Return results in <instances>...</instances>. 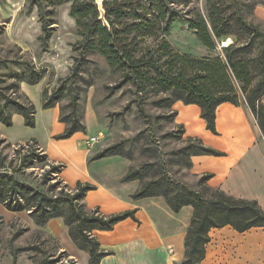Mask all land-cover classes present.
<instances>
[{
    "label": "trees",
    "instance_id": "16d2710c",
    "mask_svg": "<svg viewBox=\"0 0 264 264\" xmlns=\"http://www.w3.org/2000/svg\"><path fill=\"white\" fill-rule=\"evenodd\" d=\"M183 0H29L30 5L36 6L41 24L42 43L52 36L54 25L53 12L57 6L68 4L69 17L74 20L76 33L80 37L73 45V50L79 55L97 53L104 58L113 71L121 72V76L112 86L107 87L111 95L127 84L136 87L145 80L147 68L157 74L160 85L172 90L173 99H162L167 106L176 102L184 105H197L200 117L205 121L206 129L216 135L215 111L223 103L238 106L244 102L254 118L261 132H264V108L261 98L264 96V31L257 26L240 21V26L249 31L259 40V51L256 62L260 67V77L254 82V74L248 64L237 59L238 50L229 45L219 50L220 57L212 59H191L174 51L165 36L169 34L170 26L183 17L181 3ZM189 29L195 32L196 38L209 51L217 50L215 41H224V37L232 35L231 28L223 18L209 13L207 18L198 12L189 20ZM151 41L155 47L151 49L143 44ZM219 45V44H218ZM234 45V44H233ZM144 56H148L144 58ZM150 56H159L154 60ZM163 56V57H161ZM76 61V59H75ZM78 60L76 61V63ZM159 62L161 64L159 65ZM158 65V66H157ZM163 68V70H161ZM79 71L75 65L73 75ZM30 72L28 85H37L41 75ZM1 91V90H0ZM61 88L51 94L49 101L42 100V108L50 109L59 100ZM2 95V92H0ZM44 95V91H43ZM7 101L0 105V124L12 126V115L19 114L24 119V126L35 127V106L30 102H22L17 97L5 98ZM72 110L68 118H59L65 124L62 133L53 136L55 140L68 139L77 132H85L86 127L76 113V99L71 103ZM135 104L130 100L122 108L119 116L125 115ZM12 111H8V107ZM139 114L148 117L142 103H137ZM177 112L172 110L169 115H160L157 120H173ZM184 135L182 125H177L170 136ZM4 140H0V144ZM182 152L189 157L215 156L224 154L207 147L197 138H187ZM0 148V203L7 211H30L37 225H44L51 219L62 218L68 227L71 241L88 255V264H99L100 260L109 253L99 248L94 235L95 231H110L114 226L127 218L138 222L135 210L105 216L98 207L86 209L84 199L89 191L96 187L90 183L77 182L70 188L60 178L65 166L51 163L41 175V184L47 185V193L20 182L12 174L6 172L5 160L1 157ZM19 149H25L21 155L22 166L47 165V154L38 148L32 139ZM123 142L113 143L90 157L89 161L122 155ZM18 151V150H17ZM11 165V163H9ZM146 165L136 169H129L121 178V182L137 180L140 187L130 195L132 200L162 197L169 208L177 213L181 208L190 206L193 214L186 231L184 247L185 254L180 264H202L205 248L209 243V231L213 228L230 226L239 233L251 228H264V211L256 201L237 199L221 190L211 189L207 185L210 174L201 175L198 179V191L176 184L174 187L164 186L160 180L143 181ZM53 177V178H51ZM51 179L56 182L51 183ZM66 208V211H63ZM48 262H41L45 264ZM15 264V263H13Z\"/></svg>",
    "mask_w": 264,
    "mask_h": 264
},
{
    "label": "rangeland",
    "instance_id": "374dc122",
    "mask_svg": "<svg viewBox=\"0 0 264 264\" xmlns=\"http://www.w3.org/2000/svg\"><path fill=\"white\" fill-rule=\"evenodd\" d=\"M97 2L100 5V0ZM181 8L183 17L170 26L169 34L165 36V41L174 51L191 59H226L224 54L218 56L220 39L215 41L217 50L209 51L196 38L195 32L189 29V20L194 18L196 12L204 18L212 12L223 18L231 28L232 35L224 39H230L232 46L238 50L235 57L250 66L254 82L259 79L260 67L256 62L259 40L240 26L238 18L264 31V0H183ZM52 17V36L44 44L40 40L42 32L37 7L30 5L29 0H0V105L7 102L4 97L30 101L21 91V85L27 81L30 72H33L32 76L37 72L42 76L38 82L42 100L49 101L52 93L59 88L62 90L53 107L57 108L59 118L70 116V103L75 98L77 116L88 127L83 135L94 132V127H97V143L111 145L122 141V155L131 161V168L146 165L143 181L155 179L162 181L164 186L179 184L198 191L199 178L192 171L193 157L181 151L187 144V138L170 136L177 129L173 120H157L158 116L172 112V107L161 101L173 99L172 90L160 85L155 71L147 68L141 85L127 84L109 95L107 87L119 80L121 72L113 71L97 53L81 56L73 50L80 37L76 33L74 20L69 17L68 4L57 6ZM143 46L150 49L155 47L149 40ZM150 57L157 60L159 56ZM77 64L79 71L73 75ZM130 100H134L135 104L125 115L119 116L118 113ZM139 102L148 117L139 114L136 107ZM7 110L12 111V107L9 106ZM0 140H4L0 148L7 166L5 171L16 180L47 193V185L41 184L40 177L53 162L48 158L46 166L34 163L25 168L20 157L26 152L19 149V145L25 143H11L1 136ZM37 146L41 149L39 144ZM57 164L65 166L66 174L73 172L69 162ZM100 176L98 171L93 173L96 180H100ZM60 178L63 179L62 175ZM50 182H56V179ZM41 262L88 264V255L71 241L62 218L49 220L40 226L35 223L30 211L10 212L0 203V264Z\"/></svg>",
    "mask_w": 264,
    "mask_h": 264
},
{
    "label": "crops",
    "instance_id": "0c3cea01",
    "mask_svg": "<svg viewBox=\"0 0 264 264\" xmlns=\"http://www.w3.org/2000/svg\"><path fill=\"white\" fill-rule=\"evenodd\" d=\"M21 91L35 106V127L24 126L23 117L13 114L12 126L0 124V136L16 144L34 139L51 162H69L75 174H66V168L63 170L61 175L66 185L74 188L81 182L96 187L85 196L86 209L98 207L105 216L135 210L138 222L127 218L110 231L94 232L99 248L109 253L99 264H180L185 254L184 240L192 208L186 206L175 213L162 197L130 199L140 182H121L131 169L128 158L111 156L89 161L91 156L110 145L99 142L86 146V139L97 134V127L86 136L77 132L68 139L56 141L53 136L65 129V124L59 121L57 108L42 109L38 84L23 83ZM260 103L264 108V96ZM172 110L177 112L174 124L183 126L185 138H197L203 145L224 154L220 157L194 156L193 174L197 178L210 174L208 187L237 199L256 201L264 211V132L246 104L223 103L217 107L216 135L206 129L197 105L176 102ZM54 148L60 153H55ZM97 171L101 173L100 180L93 177ZM202 264H264V228H251L243 233L230 226L211 229Z\"/></svg>",
    "mask_w": 264,
    "mask_h": 264
},
{
    "label": "built area",
    "instance_id": "2783aa9c",
    "mask_svg": "<svg viewBox=\"0 0 264 264\" xmlns=\"http://www.w3.org/2000/svg\"><path fill=\"white\" fill-rule=\"evenodd\" d=\"M231 41L230 39H227V40H224V41H221L220 42V45L218 46V50H221L223 48H227L229 45H231ZM99 140V137L98 136H93V137H90L86 140V145H88L89 147L96 144Z\"/></svg>",
    "mask_w": 264,
    "mask_h": 264
}]
</instances>
